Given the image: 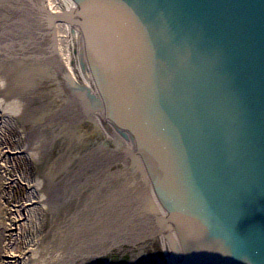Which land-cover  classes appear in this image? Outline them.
I'll return each instance as SVG.
<instances>
[{"label":"water","instance_id":"95a60500","mask_svg":"<svg viewBox=\"0 0 264 264\" xmlns=\"http://www.w3.org/2000/svg\"><path fill=\"white\" fill-rule=\"evenodd\" d=\"M75 1L98 92L71 87L134 142L181 264H264V0Z\"/></svg>","mask_w":264,"mask_h":264},{"label":"bare ground","instance_id":"6f19581e","mask_svg":"<svg viewBox=\"0 0 264 264\" xmlns=\"http://www.w3.org/2000/svg\"><path fill=\"white\" fill-rule=\"evenodd\" d=\"M11 3L16 5L13 6ZM50 7L55 10L73 9L72 19H66L73 23L65 21L55 24L50 19L44 22L41 13L31 12L28 3L26 10L24 0H0V133H3L9 124L15 121V118L28 120L35 125L47 123L29 133L22 147V150L30 155L31 161L39 172L32 180L27 178L31 187L30 198L22 208L23 211L17 213L16 217H12L10 221L5 220L8 211L4 213L1 201L6 195L0 188V264H12L18 260V257H23L21 260L23 264H67L68 260L84 258L85 255H99L108 247L118 246L122 242L129 241L130 238L136 242L138 238L156 234L161 237L164 250L169 255L167 264H181L185 254L184 247L176 229L169 228L174 221H166L168 212L160 207L157 199L154 200L156 195L152 185L146 184L145 175L136 165L133 168L138 170L143 180L140 189H147L149 192H146L148 195L140 201L143 214L135 212L137 210L135 208L125 211L123 207H119V204L124 206V202L127 201L124 197L120 161L123 145L119 138L115 142L116 149L113 152L117 169L116 173L114 172L115 178H112L111 188L101 199H95L91 195L96 194V189L105 179L104 171L101 181L93 182V184L87 182L83 185V189H80L83 191L86 188L90 192L85 194V190L73 199V201L76 200L75 204L77 200L78 202L82 200L79 199L80 196L86 195L87 198L79 203L80 207H77L73 214L70 213L76 205L71 204L72 199H70L71 202L68 201L69 205L62 209L63 230L56 242L52 241L46 248L37 246L35 249H30L29 247L30 252L26 250L22 256L13 251H2L6 242L4 235H8V232L14 229L13 234L16 233L22 220H32L35 226L37 216L34 211L43 200H51L58 195L59 185L57 186L56 180L64 175H70L72 165L88 164L90 160L92 161V156L95 158L106 156L104 148L93 152L92 155L89 153L84 161L73 154L79 140L87 134L90 135L89 127L93 124L98 127L87 113L88 92L82 89L81 94L76 96L71 87L72 83H76L75 69L69 63L71 47L76 44V49L79 51V48L85 45V37L79 24L75 22L77 17L74 14L78 10L75 0H50ZM60 45L63 50L60 49ZM81 70L82 86L96 97L98 91L94 82L91 81L89 69L81 68ZM51 81L62 87L63 91L59 87L55 91L46 86L45 88L50 89H47L45 96H33L32 93L43 89L44 84ZM92 83L94 86L91 85ZM28 94L29 97H27ZM61 95L65 96L63 100ZM58 97L61 98L58 99ZM55 103L57 107H51V104ZM83 114L85 117L77 121L78 125L74 126L70 123L73 115L78 117ZM96 114V122L99 125L115 128L119 134L122 133L115 122L105 117L103 108ZM129 145L133 144L130 142ZM5 157H7L6 151H0V159ZM4 171L5 169L0 165V180ZM93 176L99 177L100 171ZM44 186L49 190L37 197L36 192ZM66 188L70 191L72 186L67 182ZM135 222L139 225L143 224L142 228L136 226ZM129 224L132 225L131 228L126 227L130 226ZM34 234L29 235L31 247L36 246L35 241L39 240L37 233L34 232ZM3 255H6V258L1 261Z\"/></svg>","mask_w":264,"mask_h":264},{"label":"rangeland","instance_id":"374dc122","mask_svg":"<svg viewBox=\"0 0 264 264\" xmlns=\"http://www.w3.org/2000/svg\"><path fill=\"white\" fill-rule=\"evenodd\" d=\"M45 2L46 6L52 10L50 7V0H45ZM29 19L32 20V18ZM60 41L61 40L59 39V43H61ZM62 45L64 46L63 43ZM62 48L63 47L60 45V49ZM76 48V44H73V47H71L70 51L71 59L69 63L75 69L76 76L81 80L82 70L78 55L75 53ZM72 85L75 88L78 87L76 84ZM46 86L55 91H57L59 87L58 84L56 85V83H54V81L47 82L44 84L43 89L32 93L34 94L33 96H45V92H48L47 89H50L45 88ZM59 88L62 89V87ZM27 97H29V94ZM61 97H58V99L61 98L63 100L65 98V96L62 95ZM30 98L32 97L30 96ZM51 107H57L56 103L51 104ZM88 115L92 122H95V124L97 123L96 125H98V127H96L94 124L89 127L90 135L87 134L81 140L78 139L79 142L76 145L73 154L79 156V160L84 161L85 158L88 157L87 155L89 153L92 155L93 152H97V150L104 148L106 156L101 158H95L92 156V161L90 160L88 164L82 166H79L80 164L78 166L72 165L70 175H64L60 179L56 180L57 186L59 185L57 191L58 195H55L51 200H43L41 204L38 205L39 207H37L34 211L35 216H37V219L35 220V226L33 225L32 220H22L20 228H18V231H15L16 233L13 234V231L15 230L14 229L9 231L8 235H4L6 242L4 243L2 251H13L16 254L22 256L26 250L30 252L28 249L29 247L30 249H35L37 246L39 248H46V246L51 244L52 241L56 242L59 234L61 235L63 230L62 221L64 220V216H62L61 213L64 214V212L62 209L69 205L68 201H70V199L73 201L77 194L79 196L86 190V188L83 191L80 190L83 189V185L85 183L90 182L93 184V182L101 181V176H103V173L105 172V179L102 181L100 187L96 189V194L91 195L95 199H101L106 194V191L111 188L112 178H115L117 169L115 166L116 160L114 159L115 154L113 152L116 149L115 142L118 138L123 145L121 152L122 160L120 161L121 171L123 172L122 179L124 185V197L127 199V201L124 202V206L119 204V207H123L125 211L131 208L139 210H136L135 212L141 213L143 211L140 208V201L148 195L146 193L148 191L147 189H140L143 180L141 179L138 170L133 168L135 164L132 160V157L127 155V152L130 149L128 146L129 141H126L123 135L119 134L115 128H108L107 126L104 127V125H99V123L96 122V112L92 111L88 113ZM84 117V115L78 117L77 115H73L70 119V123L72 125L74 124V126L78 125L77 121ZM46 124V122H43V124L35 125V123L32 124L28 120H17L15 118V121H13L12 124H9L8 128L3 131V133H0V151H6L7 153V157L0 159V165H2L5 169L0 180V188L5 192L6 195L1 201L3 207L2 210H5L4 213L8 211L5 220L10 221L12 217H16L17 213L23 211L22 208H24V205L30 198L31 187L30 184H28L29 179L27 178L32 180V178L36 177L35 175H37L39 170L31 161L32 158L30 155L27 154L26 151L22 150V147L29 133H32L36 129H39ZM102 158L105 160H101ZM76 163H78V161ZM99 171V177L93 176ZM137 176L139 177L137 178ZM90 177L91 179H89ZM67 182L72 186L70 191H68L66 188ZM48 190L49 188L46 189L44 186L43 188H39L35 195L40 197L45 191L47 192ZM101 190L102 192H100ZM89 192L90 190H86L85 194H89ZM79 199L82 200H80V202L77 200V203L75 204L74 202L76 200L73 202L70 201L72 205H76L70 214H73L76 211V208L80 207L79 203H82L83 200L87 198L86 195H82L79 197ZM108 208L109 206L107 209ZM137 222H135L136 226L142 228L141 225L143 224L139 225ZM129 225L130 226L127 225L126 227L131 228L132 225ZM34 232L37 233V238L39 237V240L36 239V246L32 245L31 247L29 235L32 233L35 235ZM130 239L129 241L122 242L118 246L108 247L107 250L99 253V255H85L84 258L79 257L68 260L67 264H167L169 255L167 252H165L163 242L158 234L148 235L145 238H138L136 242ZM5 258L6 255H3L1 261ZM22 258L23 257H18V260L12 264H23L21 261Z\"/></svg>","mask_w":264,"mask_h":264}]
</instances>
